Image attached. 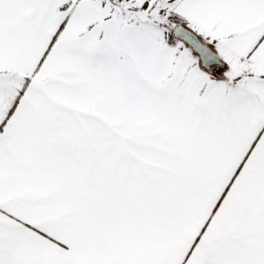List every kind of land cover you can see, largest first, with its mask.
Returning <instances> with one entry per match:
<instances>
[{
	"label": "snow or ice",
	"instance_id": "obj_1",
	"mask_svg": "<svg viewBox=\"0 0 264 264\" xmlns=\"http://www.w3.org/2000/svg\"><path fill=\"white\" fill-rule=\"evenodd\" d=\"M0 264H264V0H0Z\"/></svg>",
	"mask_w": 264,
	"mask_h": 264
}]
</instances>
